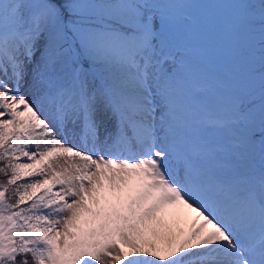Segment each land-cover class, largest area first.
Here are the masks:
<instances>
[{"label": "snow or ice", "instance_id": "obj_1", "mask_svg": "<svg viewBox=\"0 0 264 264\" xmlns=\"http://www.w3.org/2000/svg\"><path fill=\"white\" fill-rule=\"evenodd\" d=\"M0 264H264V0H0Z\"/></svg>", "mask_w": 264, "mask_h": 264}, {"label": "rangeland", "instance_id": "obj_2", "mask_svg": "<svg viewBox=\"0 0 264 264\" xmlns=\"http://www.w3.org/2000/svg\"><path fill=\"white\" fill-rule=\"evenodd\" d=\"M176 214L169 218V223L176 230L183 229L187 231L193 221L197 220L196 214L187 208H178L175 210Z\"/></svg>", "mask_w": 264, "mask_h": 264}]
</instances>
